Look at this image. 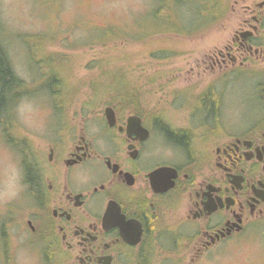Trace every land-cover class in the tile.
Returning <instances> with one entry per match:
<instances>
[{"label": "flooded vegetation", "instance_id": "1", "mask_svg": "<svg viewBox=\"0 0 264 264\" xmlns=\"http://www.w3.org/2000/svg\"><path fill=\"white\" fill-rule=\"evenodd\" d=\"M239 1L230 39L202 62L219 87L192 104L200 120L111 106L112 124L103 110L98 126H59L44 147L27 146L28 206L1 228L0 264H214L247 250L264 264V94L240 125L219 101L228 72L264 63V0Z\"/></svg>", "mask_w": 264, "mask_h": 264}, {"label": "rangeland", "instance_id": "2", "mask_svg": "<svg viewBox=\"0 0 264 264\" xmlns=\"http://www.w3.org/2000/svg\"><path fill=\"white\" fill-rule=\"evenodd\" d=\"M201 1L0 0V40L26 92L12 107L14 128L4 132L0 125L3 235L5 222L15 225V215L21 216V208L28 206L21 148L44 147L59 126L65 127L64 133L72 132L79 121L88 128L98 126L105 106L119 99L116 89L124 92V83L130 99L139 100L133 106L144 115L160 112L171 125L200 120L197 111L190 115L196 110L192 104L219 87L216 72L202 62L230 39L244 6L221 0L226 12L209 26ZM246 1L256 6L263 0ZM52 75L60 82H52ZM227 78L221 82V114L240 125L247 113L258 109L250 98L264 94L259 84L264 63L232 70ZM110 84L117 88L108 90ZM130 107L125 103L117 109L128 114L134 112ZM261 248L264 253V245ZM248 251L214 264H261L256 252Z\"/></svg>", "mask_w": 264, "mask_h": 264}, {"label": "trees", "instance_id": "3", "mask_svg": "<svg viewBox=\"0 0 264 264\" xmlns=\"http://www.w3.org/2000/svg\"><path fill=\"white\" fill-rule=\"evenodd\" d=\"M199 5L202 6L203 8L202 11L210 16L211 20L209 22V26L217 22L221 18V16L225 14L227 9L226 4H223L221 0H209L208 3L206 0H203ZM0 30H1V23H0ZM56 78L58 77L52 75L49 79H51L52 82L55 83L59 81ZM124 84L126 85L124 86L125 87L124 92H120V90L116 89L117 87H115L114 84L106 85L108 90L111 86H113L118 92V97H119L117 101H111L109 102V104L115 106L116 108L119 107L120 104L123 106L125 103L131 104L132 105V107H130L131 110L137 111V109L133 106V104L136 105L137 102L136 101L134 102L135 98L130 99L131 95L129 94L130 92L129 88L127 87L128 84L127 83ZM24 88H25V83L15 74L12 65L10 63L7 50L0 40V125L4 129V132H7L9 129L14 128L13 124L10 123V120L12 118L11 111L14 103L18 100V98L21 95L26 94V92H24L25 91ZM107 88L105 92H107ZM4 122H6V125ZM22 144L24 145L25 141ZM22 148L20 151L22 152L24 162H26L27 151L29 150V148L26 146Z\"/></svg>", "mask_w": 264, "mask_h": 264}, {"label": "water", "instance_id": "4", "mask_svg": "<svg viewBox=\"0 0 264 264\" xmlns=\"http://www.w3.org/2000/svg\"><path fill=\"white\" fill-rule=\"evenodd\" d=\"M104 114H105V117H106L107 121L109 122V124H112L113 120H114V111H113L112 107L111 106H105ZM128 121H129L130 124L135 122L136 126H140L139 118L137 116H134V115L130 116Z\"/></svg>", "mask_w": 264, "mask_h": 264}]
</instances>
